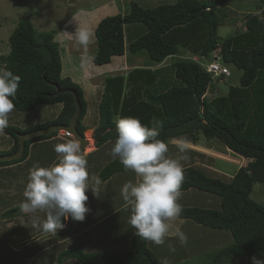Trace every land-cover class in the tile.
<instances>
[{
  "label": "trees",
  "instance_id": "16d2710c",
  "mask_svg": "<svg viewBox=\"0 0 264 264\" xmlns=\"http://www.w3.org/2000/svg\"><path fill=\"white\" fill-rule=\"evenodd\" d=\"M229 1L177 0L155 7H143L132 1L128 13L107 15L98 22L97 49L92 54L96 65L124 55L126 26L140 23L142 33L138 35L137 30L130 35L133 38L130 52L146 50L156 64L178 56L180 47L191 48L202 56L214 52L221 55L224 64L232 63L241 69L242 75L239 85L230 86L225 95L211 98L206 93L215 77L194 60L180 59L157 67L139 66L127 74L108 76L94 138L98 147L116 139L118 116L138 118L148 127L155 118L162 123L158 139L164 142L198 130L208 138L221 139L232 151L250 158L248 165L240 167L231 181L210 177L192 165L184 167L181 190L196 187L218 194L223 208L183 207L180 217L232 232L233 241L217 251L215 261L248 256L251 261L256 257L264 264V203L252 198L255 183L264 182V7H261L262 16L246 14L244 32L220 40L217 32L228 17ZM54 38L55 31L38 33L32 20L25 18L10 35L9 53L0 55L2 67L21 77L15 97H10L15 108L31 111L42 104H63L59 114L46 122L26 128L9 125L4 131L14 138V143L9 150L0 151V155L19 149V133L70 123L77 109L75 95L71 91L56 93L57 86L76 91L82 106L76 127L81 133L87 129L84 118L89 103L84 89L70 76H62L60 44ZM57 133L27 139L22 157L0 161V166L25 161L35 155L37 147L39 151L67 141L53 140ZM58 162L59 156L54 162L51 158L49 165ZM121 171L125 169L116 157L102 167L98 178L106 181ZM18 208L10 206L3 215L14 216L16 210L20 213ZM68 219L71 227L73 219L71 216ZM65 259H76L82 264H163L148 241L140 240L135 232L128 250L86 252L73 245L60 252L59 261Z\"/></svg>",
  "mask_w": 264,
  "mask_h": 264
},
{
  "label": "rangeland",
  "instance_id": "374dc122",
  "mask_svg": "<svg viewBox=\"0 0 264 264\" xmlns=\"http://www.w3.org/2000/svg\"><path fill=\"white\" fill-rule=\"evenodd\" d=\"M132 1L138 2L143 7H155L160 4L175 3L177 0H0V55L9 53L11 49L9 38L18 22L25 18L30 19L34 23L38 33L55 31L54 40L58 41L60 44L61 56L66 57L64 60V73L62 76H67L66 74H68L67 72L70 68L73 69L77 66L76 63H79L78 58H82L83 61L84 59L85 61H92V54L97 49L95 36V27L98 25L97 22L107 15L128 13ZM262 6L264 7V0L229 1L226 10L228 17L225 20L224 25L220 26L218 29V38L223 40L226 37L244 32L246 30V14L252 12L262 16ZM73 16H77L81 25L87 27L93 33L92 43L87 49L77 45L74 36L70 35L73 34L78 27V24L75 21L71 24L69 23ZM89 19L90 21H88ZM140 27H143V24H129L126 26L124 55L112 57V61L106 65H96L97 67L89 66L88 72L79 69L80 65L78 68H75L76 74L73 72V75L75 76V80L73 81L77 83L79 82L83 87L85 97L89 103V110L84 118V122L91 127L87 128L84 132L91 130L92 143L89 142L87 144L83 152L84 155L86 154L85 152L90 151L87 147H92V150L102 147H98L95 143L93 127L99 123L98 104L102 98V93L108 76H114L122 72L128 73L131 69L139 66H166L167 64H171L180 59L194 60L203 66H206L208 64L207 62L213 60L214 55L217 54L219 56L218 53L214 52L209 56H202L194 53L191 48L180 47L178 56L170 57L159 64L153 63L146 50H141L136 53H132L129 50L130 40L133 39L130 35L139 30ZM141 33L142 29L139 30L138 35ZM75 57L77 59H75ZM225 65L230 69L231 75L223 79H218L216 77L211 81V87L206 93L208 98L225 95L230 86L239 85L242 70L232 63H225ZM0 68H3L1 64ZM79 73L82 78L77 76ZM62 106L63 104L61 103L55 105L42 104L31 111H20L15 108L9 117V125L26 128L30 125L46 122L55 118L62 109ZM65 134L66 130H59L53 140H55V138L60 140H76L74 136L68 138ZM115 140L116 139H109V142L115 143ZM13 143L14 140L6 132L5 135L0 136V150H9L13 146ZM54 145H50L48 149H40L39 151L37 150L39 147H37L34 151L35 155L29 156L25 161L9 167H3V169L0 168V264H60L59 262H56V260L50 261V256L52 255L48 251L54 249L55 252H57L65 246L64 243L57 247L50 248L44 254L38 255L39 252H36L40 247V242L41 245L44 243L48 244L46 242H52V239H59L58 236L51 237L52 235L50 234H44L41 231L25 226L24 224H29V218L21 211H19L20 215H18L19 213L16 209L14 215L17 216H11L8 218L6 215H3L13 203L15 206H19V202H24L25 197L23 196V192L28 182L30 169L36 164H39L41 167H49L50 159H53V157L56 156ZM104 153L105 150H100L89 156L90 158L95 157L97 162L99 158L104 159L102 158V154ZM107 159H110V157ZM105 161L107 160L105 159ZM226 164L231 167L233 173L236 171L237 165L235 162H227ZM91 166L92 165L86 166L87 170L91 168ZM96 170V168L95 170L93 168L89 169V175L94 176ZM14 173L16 175H14ZM112 187L113 185L107 183V185L102 187L101 190L108 191L111 190ZM252 198L264 203V182L255 183ZM97 201L98 204H95L94 206L92 202L88 200L86 201V206L89 208V211L86 213L85 217L88 218V221L96 217L98 218V216L111 210L104 200L99 198ZM93 213H96L97 216ZM88 221L87 223H89ZM115 221H117V216H112L110 219L94 228L90 233H87V237L92 238L94 243H102L105 237V232L112 229L111 225L114 227L113 223ZM77 223L78 221H76V224ZM14 231H17V233ZM13 233H15V235ZM29 251L34 254H29L28 256ZM224 261L225 262L222 264H254L248 256L227 257L224 258ZM219 263L221 262H217L215 259L207 261V264ZM66 264L78 263L74 260H69Z\"/></svg>",
  "mask_w": 264,
  "mask_h": 264
},
{
  "label": "clouds",
  "instance_id": "9594fccd",
  "mask_svg": "<svg viewBox=\"0 0 264 264\" xmlns=\"http://www.w3.org/2000/svg\"><path fill=\"white\" fill-rule=\"evenodd\" d=\"M73 21L78 27L70 35L74 36L77 45L87 49L92 43L93 33L81 25L77 16H73L69 23ZM20 80L21 77L14 75L6 66L0 68V136L5 135L9 117L15 110L10 97H15ZM115 123L117 138L109 154L113 158L119 157L124 169L134 172L138 178L135 183H125L121 189L123 208L130 211L127 223L136 230L135 235L140 240L160 246L166 237L172 235L179 239L181 245H186L187 236L179 228L170 232V222L176 221L182 212L178 203L185 178L181 161L188 158L189 142L183 138L174 141L180 153L174 159L166 155L168 144L158 139L162 127L160 121L154 118L152 126L148 127L138 118L118 116ZM70 134L65 135L69 138L73 136ZM54 150L59 162L50 167L36 164L30 169L23 192L25 200L19 204L20 211L29 218V224L25 226L52 236L65 227L62 220L69 216L75 221H84L89 211L86 206L87 189H91L97 198L101 194V180L96 176L90 177L79 141L68 139L54 145ZM169 249L175 251L172 245ZM253 261L254 264H262L256 257ZM163 264H169L168 260L165 259Z\"/></svg>",
  "mask_w": 264,
  "mask_h": 264
},
{
  "label": "crops",
  "instance_id": "0c3cea01",
  "mask_svg": "<svg viewBox=\"0 0 264 264\" xmlns=\"http://www.w3.org/2000/svg\"><path fill=\"white\" fill-rule=\"evenodd\" d=\"M88 21H90V19ZM65 59L66 57H62V66H63L62 74L64 73ZM75 59L77 58L75 57ZM78 59H79V63L78 64L76 63L77 66H75L73 69L70 68L69 70L70 72L68 71L67 72L68 74H66L67 76H70L73 80H75L74 79L75 76L73 75V72H75L76 74L75 68L76 67L78 68L79 65H80L79 69L85 70L86 72H88L89 66L90 67L96 66V64H94L92 61H87V60L85 61V59L83 61L82 58H78ZM77 76L82 78L80 73ZM85 125L87 126V128L91 127L88 126L87 124ZM182 138L186 139L190 144V148L186 153L188 157L187 160L181 161L183 168L192 165L201 169L210 177H216L224 181H231L237 170L240 167L247 166L250 161V158L242 156L232 151L230 148H228V146L221 139L217 137L208 138L201 131L198 130L194 131L193 133H187L181 137L169 138L165 142L168 144L169 147V151L166 154L167 156L175 159L180 155L177 147L174 144V141ZM113 145L114 143H110L108 140L99 149L96 148L95 150H90L88 152H85L86 159L88 158L87 166L92 165L91 168H93L94 170L95 168L97 169L94 176L98 177L99 171L102 169V167L114 159L109 154ZM100 150H105V153L102 154V158L104 159L99 158L98 161L96 162L95 157L90 158L89 155L94 154L95 152H98ZM108 157H110V159H107ZM57 158L58 156L56 154V157H54L52 161L53 162L56 161ZM105 159L108 162L105 161ZM227 162L236 163L237 168L236 171H234V173L233 171H231V167L227 166L226 164ZM137 179L138 178L136 177L134 172L130 170H125L115 173L106 181H102L101 182L102 187H105L107 183L113 185L114 187V188L112 187L111 190L107 191V190H101L102 187L100 185L101 194L99 198L101 200H104L109 205V208H111V210L107 211L103 215L98 216V218L96 217L90 221H88L87 217H85L83 222L78 221L77 224L76 221L73 220V224L71 227L69 224V219H67L66 222L64 223L65 227L62 230H58L57 232L58 235H55V237L58 236L59 239H52L51 240L52 242L50 241L46 242L48 244L44 243L43 245H41V242L39 243L40 247L36 251L39 252L38 255L44 254L50 248L57 247L58 245L64 243L65 246L59 249V251L55 252L54 249L48 251L52 255L50 256V261L56 260V262H59L60 264L62 263L66 264L69 260H74L76 261V263L81 264L76 259H65L64 261H59L60 252L73 245L81 247L86 252H100V251L114 252V251L128 250L131 246V240L134 235L135 229L132 228L127 223V220L130 216V211L125 210L123 208L124 201L121 196V189L125 183L129 181L135 183ZM181 192H182V196L179 199L178 203L182 206V208L190 207V206L203 207L207 209H219V210L223 208L222 198L218 194L200 190L196 187H192L187 190H181ZM86 194L88 196V201L92 202L93 206L95 204H98L97 200L99 198L93 195L91 189H87ZM12 206H15V204L13 203ZM93 214L97 216L96 213ZM18 215H20V213ZM112 216L114 217L117 216V221L113 223L114 227H112L111 225L112 229H110L108 232L107 231L105 232L104 235L105 237L102 243L99 242L94 243V240L92 238L87 237V233H90L94 228H96L98 225H101L102 223L110 219ZM87 221L89 223H87ZM170 223L172 224L170 232H174L176 228H179L187 236L186 245H181L179 239L172 235L166 237L165 243L160 246H157L152 242H148V245L151 248V250L162 261L167 259L169 264H207L208 260L211 261L215 259V255L219 249H221L223 246L233 241V234L231 231L226 229L210 227L188 218H183L179 216L176 221H172ZM14 232L17 233V231ZM15 233L13 234L15 235ZM169 245L175 247L174 252L170 251ZM29 254H34V253L29 251L28 256ZM224 262L225 261H221V263L219 264H222Z\"/></svg>",
  "mask_w": 264,
  "mask_h": 264
},
{
  "label": "water",
  "instance_id": "95a60500",
  "mask_svg": "<svg viewBox=\"0 0 264 264\" xmlns=\"http://www.w3.org/2000/svg\"><path fill=\"white\" fill-rule=\"evenodd\" d=\"M64 91L73 92L75 95L76 103H77V109H76L70 123L69 124H53V125L49 126L48 128H41V129L33 130L30 132H26V133H19V136H20L19 149L12 154L0 155V161L13 160V159H17V158L22 157V155L25 152V146H26V140L27 139H30L32 137H35V136H38L41 134H49L53 131H59V130L70 131L73 134V136L75 137V139L80 142L82 154H83L85 147L87 146L89 141L86 138V136L84 134H82L81 132H79V130L76 127L78 117L80 116V113L82 110V106L80 104L78 94L76 93V91L74 89H70V88L61 89L60 86H57V92L56 93L64 92Z\"/></svg>",
  "mask_w": 264,
  "mask_h": 264
},
{
  "label": "built area",
  "instance_id": "2783aa9c",
  "mask_svg": "<svg viewBox=\"0 0 264 264\" xmlns=\"http://www.w3.org/2000/svg\"><path fill=\"white\" fill-rule=\"evenodd\" d=\"M208 64L205 67V69L208 72L213 73V76L216 77H225L230 75V69L221 61V55H214V58L212 61L207 62ZM67 135H71L70 132L66 131Z\"/></svg>",
  "mask_w": 264,
  "mask_h": 264
},
{
  "label": "bare ground",
  "instance_id": "6f19581e",
  "mask_svg": "<svg viewBox=\"0 0 264 264\" xmlns=\"http://www.w3.org/2000/svg\"><path fill=\"white\" fill-rule=\"evenodd\" d=\"M85 136H86V138L88 139V141L90 142V143H92V139H91V130L90 131H86L85 132ZM92 148V147H91ZM90 147H87V149L89 150H92ZM86 149V150H87Z\"/></svg>",
  "mask_w": 264,
  "mask_h": 264
},
{
  "label": "flooded vegetation",
  "instance_id": "af4514ba",
  "mask_svg": "<svg viewBox=\"0 0 264 264\" xmlns=\"http://www.w3.org/2000/svg\"><path fill=\"white\" fill-rule=\"evenodd\" d=\"M12 137V136H11ZM12 139L14 140V138L12 137ZM0 151H2V150H0ZM3 155H5V154H3ZM21 163V162H20ZM14 164H18V163H13V164H10V165H3V166H0V168H3V167H9V166H12V165H14ZM19 203H21V202H19Z\"/></svg>",
  "mask_w": 264,
  "mask_h": 264
}]
</instances>
